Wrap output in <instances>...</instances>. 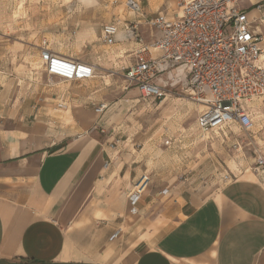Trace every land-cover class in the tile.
Wrapping results in <instances>:
<instances>
[{
  "label": "crops",
  "instance_id": "0c3cea01",
  "mask_svg": "<svg viewBox=\"0 0 264 264\" xmlns=\"http://www.w3.org/2000/svg\"><path fill=\"white\" fill-rule=\"evenodd\" d=\"M243 1L259 30L264 3ZM142 8L144 17L123 9L126 17L105 23H135L148 42L153 32L145 21L158 13ZM106 46L115 48L124 74L140 43L120 26ZM106 46L98 47L105 63ZM49 49L93 65L95 76L47 82L37 73L22 95L17 86L9 100L0 93V264H264V179L232 174L203 193L186 181L151 176L144 161L116 145L121 124L111 115V93L129 100L140 96L137 88L112 89L116 78L105 63ZM172 74V83L166 73L161 81L171 91L184 89L186 69ZM100 104L106 107L96 112ZM143 175L148 180L132 213L127 196Z\"/></svg>",
  "mask_w": 264,
  "mask_h": 264
},
{
  "label": "rangeland",
  "instance_id": "374dc122",
  "mask_svg": "<svg viewBox=\"0 0 264 264\" xmlns=\"http://www.w3.org/2000/svg\"><path fill=\"white\" fill-rule=\"evenodd\" d=\"M113 1L0 0L1 98L9 100L15 86L22 95L26 81H38L37 73H42L41 77L47 82L51 81L52 77L46 76L36 58L38 47L47 46L105 63L98 51L100 43L106 46L101 37L102 24L114 16L126 17L123 7L121 12L119 8L113 9L121 6L122 0ZM138 1L151 13L172 11L176 2ZM254 1L264 3V0ZM254 14L258 15L256 11ZM256 24L260 25L257 30L263 37L264 60V25ZM114 49L113 46L103 49V55L111 58V62H106L103 67L112 69L116 78L111 88H132L124 79L123 65L119 66L118 62L121 58L116 59ZM96 80V84H100L102 77H96ZM170 97L173 100L169 101ZM121 99L114 92L109 96V102L113 104L111 115L116 124H121L115 128L120 140L117 139L116 145L133 154V159L144 161L145 169L148 167L149 173L151 169V176L166 182L186 181L189 187L203 193L226 181L225 175L245 174L264 179V165L260 167L256 163L258 158L264 160V96L245 105L253 119L250 131L236 123L216 130H201L196 118L204 107L190 100L181 88L172 91L168 88L164 98L167 100L161 102L140 96ZM114 101L117 104L114 105Z\"/></svg>",
  "mask_w": 264,
  "mask_h": 264
},
{
  "label": "built area",
  "instance_id": "2783aa9c",
  "mask_svg": "<svg viewBox=\"0 0 264 264\" xmlns=\"http://www.w3.org/2000/svg\"><path fill=\"white\" fill-rule=\"evenodd\" d=\"M241 1L176 0L174 15L162 11L146 19L153 32L148 42H143L136 24L127 21L105 23L101 29L102 41L112 45L121 26L140 43L135 62L125 69L123 76L129 85L137 88L142 99L161 102L168 92V81H161V75L166 73L172 83V70L183 67L187 71L184 91L190 100L204 107L196 118L201 130H216L236 123L250 131L253 119L245 105L264 96L263 37L254 19L241 8ZM121 6L144 17L138 0H122ZM40 48L48 76L63 81H83L95 76L93 65L58 55L47 46ZM105 107L100 104L95 111L101 112ZM256 163L262 167L264 160L258 158ZM147 180L148 176L143 175L128 193L132 213L137 212L136 204ZM167 192L164 188L160 194Z\"/></svg>",
  "mask_w": 264,
  "mask_h": 264
},
{
  "label": "water",
  "instance_id": "95a60500",
  "mask_svg": "<svg viewBox=\"0 0 264 264\" xmlns=\"http://www.w3.org/2000/svg\"><path fill=\"white\" fill-rule=\"evenodd\" d=\"M32 264H90V263H32Z\"/></svg>",
  "mask_w": 264,
  "mask_h": 264
},
{
  "label": "trees",
  "instance_id": "16d2710c",
  "mask_svg": "<svg viewBox=\"0 0 264 264\" xmlns=\"http://www.w3.org/2000/svg\"><path fill=\"white\" fill-rule=\"evenodd\" d=\"M28 262H33L32 260H24L22 264H27Z\"/></svg>",
  "mask_w": 264,
  "mask_h": 264
}]
</instances>
